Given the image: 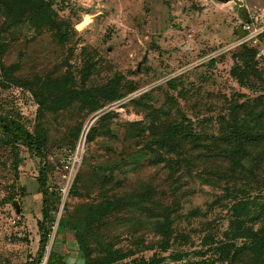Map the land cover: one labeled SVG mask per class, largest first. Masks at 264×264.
Returning a JSON list of instances; mask_svg holds the SVG:
<instances>
[{
  "label": "rangeland",
  "instance_id": "374dc122",
  "mask_svg": "<svg viewBox=\"0 0 264 264\" xmlns=\"http://www.w3.org/2000/svg\"><path fill=\"white\" fill-rule=\"evenodd\" d=\"M47 1L58 19L68 23L64 29L68 38L64 42L51 32L37 36L25 26L14 34L3 33L0 17V44L8 46L0 61V113L21 120L35 133L38 106L29 91L4 78L1 64L18 65L15 77L71 72L79 85L82 77H87L86 85L92 88L120 76L123 85L135 88L122 102L108 105L84 122L74 109L48 114L44 121L48 130L51 193L56 194L69 176L63 161L75 155L79 147L84 151L77 171L83 175V184L78 187L77 195L71 194V189L66 198L61 195L58 208H54L57 219L44 259L48 260L52 251L62 255L66 264H86L68 211L99 198L100 177L95 176L101 166H120L118 177L126 183L134 180L139 175L136 169H140L132 158L126 163L122 155L108 159L107 150L119 151L117 148L121 146L107 136L88 142L94 121L105 112L114 111L118 116L111 129L122 138V124L148 120V112L138 116L129 102L149 95L146 104L164 119L191 122L198 133L218 134L219 119L229 112L231 101L243 102L262 94L258 88L242 87L232 76V69L236 65L235 55L241 49L238 42L244 35L243 24L250 23L263 32L260 42L264 49V0ZM258 63V68L264 69V59ZM79 122L83 126L72 150L63 146L62 141ZM40 162L26 148L8 145L0 132V264H31L38 256L39 222L43 219V192L38 181ZM146 174L152 175L154 170ZM182 183L181 208L176 217L180 219L178 230L190 237V244L175 241L164 252L158 244L159 234L135 220L127 221L108 233L106 243L112 242L115 249L133 254L114 264H133L134 260L150 259L155 254L171 263V256L178 252L186 254L178 264L204 259L201 253L208 247L204 248L203 237L210 227L217 235L227 230L229 208L225 205L231 200L219 202L224 183L221 187L212 186L198 177L188 176ZM254 186L247 188L251 197L260 196L264 203V187L260 186L259 193ZM161 199L171 206L169 196ZM51 200L57 203L55 196ZM15 201L20 214L16 213ZM196 209L202 215L189 218ZM61 217L67 226L59 227ZM210 257L211 254L205 258Z\"/></svg>",
  "mask_w": 264,
  "mask_h": 264
},
{
  "label": "trees",
  "instance_id": "16d2710c",
  "mask_svg": "<svg viewBox=\"0 0 264 264\" xmlns=\"http://www.w3.org/2000/svg\"><path fill=\"white\" fill-rule=\"evenodd\" d=\"M0 17L3 33L14 34L25 26L37 36L51 32L60 42L68 38V31L64 33L68 23L58 19L47 0H0ZM6 47L5 43L0 44V61ZM260 47L241 46L235 55L232 76L242 87L258 88L262 94L243 102L231 101L229 112L219 119L218 134L198 133L191 122L164 119L146 104L149 95L129 102L138 116L148 112V120L122 124V138L111 129L118 116L114 111L105 112L91 126L88 142L107 136L121 146L117 148L119 151L108 149V159L122 155V161L126 163L132 158L140 169H136L139 175L126 183L118 177L120 166H101L95 176L100 177L99 198L68 211L86 264H114L131 256L132 252L123 253L106 240L110 231L132 220L159 234L161 240L158 244L164 252L175 241L190 244V237L178 230L177 221L180 219L176 217L181 208L180 191L186 176L198 177L212 186L221 187L224 183V194L218 197L219 202L231 200L225 205L229 208L227 230L217 235L215 230L208 228L202 240L204 248L208 247L201 253L204 259L187 264H264V203L260 196L252 198L247 189L255 184L254 189L261 193L260 186L264 187V69L258 68ZM1 67L4 78L29 91L38 106L35 133H31L21 120L3 113H0V132L8 145L22 146L41 160L38 181L43 192V219L39 222L38 256L31 263L39 264L46 255L57 219L54 208H58L62 199L59 191L51 193L49 186L48 130L44 123L47 115L74 109L84 122L108 105L122 102L135 88L123 85L120 76L104 85L88 88L87 77L83 76L79 85L71 72L21 78L14 76L19 70L18 65L1 64ZM83 122L72 128L70 136L62 141L63 146L75 150ZM143 160L147 162L143 163ZM152 170L154 174H146ZM81 184L83 175L78 173L70 193L77 195ZM52 196L57 203H53ZM164 196L172 199L171 206L164 204L161 199ZM201 215L200 209H196L189 218ZM63 218L59 227L67 226ZM209 254L211 257L205 258ZM185 256L183 252L175 253L171 256L172 262L167 263L155 254L150 259L134 260L133 264H178ZM47 264L66 263L62 255L51 251Z\"/></svg>",
  "mask_w": 264,
  "mask_h": 264
},
{
  "label": "built area",
  "instance_id": "2783aa9c",
  "mask_svg": "<svg viewBox=\"0 0 264 264\" xmlns=\"http://www.w3.org/2000/svg\"><path fill=\"white\" fill-rule=\"evenodd\" d=\"M242 28L244 30V35L239 39V46H242L244 44H248L251 47L261 46L260 37L263 34L262 31L255 27H252L250 23L243 24ZM257 56L259 59L264 58V49H262V47L259 48ZM83 152V148L79 147L77 148L76 153H74L75 155H72L69 160L63 161V163L65 164V169L69 171V176L66 177L65 185L59 189V192L64 198L67 197L77 175V171L81 165ZM47 261V258H43L39 264H47Z\"/></svg>",
  "mask_w": 264,
  "mask_h": 264
},
{
  "label": "water",
  "instance_id": "95a60500",
  "mask_svg": "<svg viewBox=\"0 0 264 264\" xmlns=\"http://www.w3.org/2000/svg\"><path fill=\"white\" fill-rule=\"evenodd\" d=\"M97 120H98V119H96V120L94 121L93 125L96 124ZM14 206L16 207V211H17L16 213H17V214H20V208H19V204H18V202L15 201V202H14Z\"/></svg>",
  "mask_w": 264,
  "mask_h": 264
},
{
  "label": "crops",
  "instance_id": "0c3cea01",
  "mask_svg": "<svg viewBox=\"0 0 264 264\" xmlns=\"http://www.w3.org/2000/svg\"><path fill=\"white\" fill-rule=\"evenodd\" d=\"M76 258H77V256H76ZM74 261H77V260H74Z\"/></svg>",
  "mask_w": 264,
  "mask_h": 264
}]
</instances>
